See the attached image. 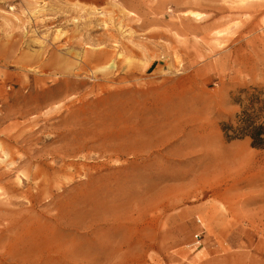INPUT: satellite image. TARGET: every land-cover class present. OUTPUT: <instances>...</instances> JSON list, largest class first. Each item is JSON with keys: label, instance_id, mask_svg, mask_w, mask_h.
Returning a JSON list of instances; mask_svg holds the SVG:
<instances>
[{"label": "rangeland", "instance_id": "374dc122", "mask_svg": "<svg viewBox=\"0 0 264 264\" xmlns=\"http://www.w3.org/2000/svg\"><path fill=\"white\" fill-rule=\"evenodd\" d=\"M249 87L264 0H0V264H264V201L213 166L264 159L219 129Z\"/></svg>", "mask_w": 264, "mask_h": 264}, {"label": "bare ground", "instance_id": "6f19581e", "mask_svg": "<svg viewBox=\"0 0 264 264\" xmlns=\"http://www.w3.org/2000/svg\"><path fill=\"white\" fill-rule=\"evenodd\" d=\"M217 147V146H216ZM213 166L218 168L217 183L233 189H249L240 195L247 200L264 201V159L243 148L216 151Z\"/></svg>", "mask_w": 264, "mask_h": 264}, {"label": "trees", "instance_id": "16d2710c", "mask_svg": "<svg viewBox=\"0 0 264 264\" xmlns=\"http://www.w3.org/2000/svg\"><path fill=\"white\" fill-rule=\"evenodd\" d=\"M239 93L242 99H232L238 112L228 122H219L224 140L247 138L251 147L264 151V90L249 87Z\"/></svg>", "mask_w": 264, "mask_h": 264}, {"label": "crops", "instance_id": "0c3cea01", "mask_svg": "<svg viewBox=\"0 0 264 264\" xmlns=\"http://www.w3.org/2000/svg\"><path fill=\"white\" fill-rule=\"evenodd\" d=\"M203 101V100H202ZM202 101H198V104L200 103H202ZM142 124H144L143 125V127L144 128H149L150 126H152V124L150 123H147L146 121H143V123ZM146 125V126H145ZM162 125H164V123H158V124H156V125H154L153 124V127H158V128H162L163 126ZM220 129V128H219ZM221 131V130H220ZM222 133V132H221ZM147 134V133H146ZM158 134L160 135V136H155V138L154 139H152V140H150V141H143L142 142V144H140V146L138 147V148H136L137 149V151L138 152H140V153H147V152H149V151H151V150H161V149H164V147H165V143H164V132H160V131H158ZM223 136V135H222ZM214 137H216L217 139H218V141H219V144L221 145V142H220V140H219V138L217 137V136H214ZM224 138V137H223Z\"/></svg>", "mask_w": 264, "mask_h": 264}, {"label": "built area", "instance_id": "2783aa9c", "mask_svg": "<svg viewBox=\"0 0 264 264\" xmlns=\"http://www.w3.org/2000/svg\"><path fill=\"white\" fill-rule=\"evenodd\" d=\"M199 240H200V233H195L193 236V243L194 245L199 244Z\"/></svg>", "mask_w": 264, "mask_h": 264}]
</instances>
